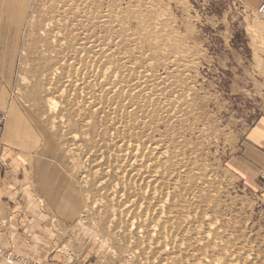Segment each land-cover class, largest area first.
<instances>
[{"label": "rangeland", "instance_id": "obj_1", "mask_svg": "<svg viewBox=\"0 0 264 264\" xmlns=\"http://www.w3.org/2000/svg\"><path fill=\"white\" fill-rule=\"evenodd\" d=\"M255 9L0 0V169L58 264H264V187L228 163L264 108Z\"/></svg>", "mask_w": 264, "mask_h": 264}, {"label": "crops", "instance_id": "obj_2", "mask_svg": "<svg viewBox=\"0 0 264 264\" xmlns=\"http://www.w3.org/2000/svg\"><path fill=\"white\" fill-rule=\"evenodd\" d=\"M245 1L256 8L264 0ZM4 149L6 161L12 166L18 163L8 153L10 150ZM228 163L247 183L264 187V108L244 131L239 151L229 158ZM15 175L12 171L2 172L0 169V245L7 249L11 247L20 261L58 264L61 259L64 262V257L60 258L48 239L46 219L29 193L28 177L24 173L16 178ZM0 264H7L1 256Z\"/></svg>", "mask_w": 264, "mask_h": 264}, {"label": "built area", "instance_id": "obj_3", "mask_svg": "<svg viewBox=\"0 0 264 264\" xmlns=\"http://www.w3.org/2000/svg\"><path fill=\"white\" fill-rule=\"evenodd\" d=\"M257 14L264 18V1H262L255 9ZM4 115L0 112V125L3 123ZM0 255H2L7 262L13 261V254L10 251H4L0 248Z\"/></svg>", "mask_w": 264, "mask_h": 264}]
</instances>
